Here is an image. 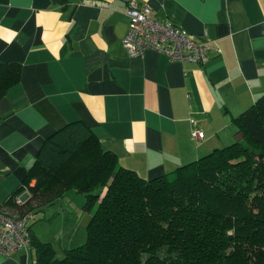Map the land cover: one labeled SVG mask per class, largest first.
Masks as SVG:
<instances>
[{
  "label": "crops",
  "instance_id": "1",
  "mask_svg": "<svg viewBox=\"0 0 264 264\" xmlns=\"http://www.w3.org/2000/svg\"><path fill=\"white\" fill-rule=\"evenodd\" d=\"M132 1L219 52L204 66L153 51L131 57L122 41ZM0 62L21 66L0 101V214L34 221L41 206L28 210L26 188L12 194L44 140L68 123H84L145 179L238 141L232 119L264 95V0H0ZM33 260L31 249L0 253V264Z\"/></svg>",
  "mask_w": 264,
  "mask_h": 264
},
{
  "label": "trees",
  "instance_id": "2",
  "mask_svg": "<svg viewBox=\"0 0 264 264\" xmlns=\"http://www.w3.org/2000/svg\"><path fill=\"white\" fill-rule=\"evenodd\" d=\"M20 76L0 62V101ZM232 121L238 141L152 179L121 167L82 122L53 132L12 195L26 188L31 211L72 191L91 218L61 259L29 226L33 264H264V95Z\"/></svg>",
  "mask_w": 264,
  "mask_h": 264
},
{
  "label": "built area",
  "instance_id": "3",
  "mask_svg": "<svg viewBox=\"0 0 264 264\" xmlns=\"http://www.w3.org/2000/svg\"><path fill=\"white\" fill-rule=\"evenodd\" d=\"M126 16L128 30L122 44L133 58L153 51L174 62L204 66L213 52H219L214 42L207 37L189 34L169 21L161 22L152 18V10L148 5L132 1L128 4ZM191 134L195 140L203 138L201 132L193 130ZM16 202L22 204L21 200ZM30 219L31 216L18 219L0 214L2 255L8 257L19 250L29 251L30 233L27 223Z\"/></svg>",
  "mask_w": 264,
  "mask_h": 264
},
{
  "label": "rangeland",
  "instance_id": "4",
  "mask_svg": "<svg viewBox=\"0 0 264 264\" xmlns=\"http://www.w3.org/2000/svg\"><path fill=\"white\" fill-rule=\"evenodd\" d=\"M25 192L30 196L27 189ZM83 199L82 195L75 197L67 194L65 198L62 197L51 205L42 206L37 218L33 221L31 216L27 223L38 241L49 243L59 259L63 258L65 250L80 246L85 241V230L89 221L79 216L77 219L72 217V212L80 209L83 211ZM43 204L44 200L37 199L30 206L38 208Z\"/></svg>",
  "mask_w": 264,
  "mask_h": 264
}]
</instances>
